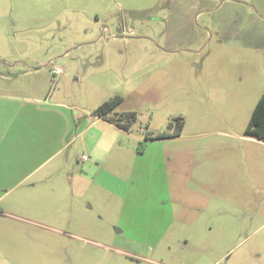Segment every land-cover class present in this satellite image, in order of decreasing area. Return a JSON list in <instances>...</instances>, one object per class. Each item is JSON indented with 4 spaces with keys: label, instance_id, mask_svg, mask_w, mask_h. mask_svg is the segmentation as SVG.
<instances>
[{
    "label": "rangeland",
    "instance_id": "rangeland-1",
    "mask_svg": "<svg viewBox=\"0 0 264 264\" xmlns=\"http://www.w3.org/2000/svg\"><path fill=\"white\" fill-rule=\"evenodd\" d=\"M219 2L0 0V88L38 68L85 122L0 193V264H264V52ZM115 96L128 131L91 116Z\"/></svg>",
    "mask_w": 264,
    "mask_h": 264
},
{
    "label": "crops",
    "instance_id": "crops-1",
    "mask_svg": "<svg viewBox=\"0 0 264 264\" xmlns=\"http://www.w3.org/2000/svg\"><path fill=\"white\" fill-rule=\"evenodd\" d=\"M200 8L205 10L206 6ZM208 8L226 11L229 26L221 32L230 36L231 44L237 43L235 38L242 37L247 49L253 47L264 52V0H221L214 8ZM26 70L24 75L35 79L23 77L26 79H20L17 88L12 86L14 93L9 86L0 88V193L11 188L9 182L26 181L37 176L43 164L58 154L60 139L62 142L67 133L85 124L78 125L72 114L61 112L72 109L50 93L54 76L38 68L28 67ZM259 85L264 90V79Z\"/></svg>",
    "mask_w": 264,
    "mask_h": 264
},
{
    "label": "trees",
    "instance_id": "trees-1",
    "mask_svg": "<svg viewBox=\"0 0 264 264\" xmlns=\"http://www.w3.org/2000/svg\"><path fill=\"white\" fill-rule=\"evenodd\" d=\"M122 102V98L115 96L104 101L92 111V115L107 123H110L117 128L128 131L131 125L137 118V113L134 111H119L118 107ZM180 129V128H179ZM244 133L246 136L258 140H264V90L257 100L250 119L245 127ZM180 131H176L173 136H179ZM166 133H161L156 136L148 135V139L168 137Z\"/></svg>",
    "mask_w": 264,
    "mask_h": 264
},
{
    "label": "built area",
    "instance_id": "built-area-1",
    "mask_svg": "<svg viewBox=\"0 0 264 264\" xmlns=\"http://www.w3.org/2000/svg\"><path fill=\"white\" fill-rule=\"evenodd\" d=\"M61 72V70L59 69V70H57V71H54V75H56V74H59ZM86 158L85 157H83V160H85Z\"/></svg>",
    "mask_w": 264,
    "mask_h": 264
}]
</instances>
